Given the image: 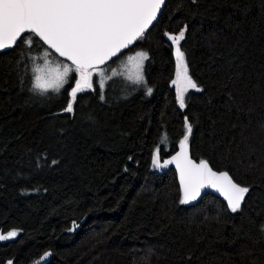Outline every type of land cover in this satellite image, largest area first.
Wrapping results in <instances>:
<instances>
[{
	"label": "trees",
	"instance_id": "16d2710c",
	"mask_svg": "<svg viewBox=\"0 0 264 264\" xmlns=\"http://www.w3.org/2000/svg\"><path fill=\"white\" fill-rule=\"evenodd\" d=\"M185 25L201 90L181 109L164 33ZM137 46L146 87L102 92L94 76L72 113L68 85L30 90L40 44L0 51V231L18 230L0 241V264L46 251L42 264H264V0H166L126 51ZM185 117L191 156L249 187L237 212L210 193L181 204L175 171L152 169L157 146L163 159L177 150Z\"/></svg>",
	"mask_w": 264,
	"mask_h": 264
},
{
	"label": "snow or ice",
	"instance_id": "6c2138e0",
	"mask_svg": "<svg viewBox=\"0 0 264 264\" xmlns=\"http://www.w3.org/2000/svg\"><path fill=\"white\" fill-rule=\"evenodd\" d=\"M164 3L165 0H0V50L12 49L20 41L29 50L34 42L41 47L46 46L39 57L43 63L35 64L32 68L30 90L41 94L60 93L68 85L70 99L63 111L72 113L78 94L93 89L94 76L100 77L99 88L104 89L110 77L105 75L103 66L145 36L157 20ZM186 30L185 25L178 33H164L174 48L175 78L171 84L175 86V99L181 109L186 107L185 98L190 89L201 90L189 75L185 52L181 49ZM51 54L64 58L65 62L53 64L49 60ZM148 58V53L142 50L127 56L124 67L128 73L127 79L132 84H144V62ZM70 74H74V83H70ZM112 74L116 76L119 73L113 70ZM151 92L152 88H147V93ZM100 98L104 99L103 94ZM183 128L180 150L161 162V146H157L152 153V166L163 168L175 164L182 193L181 204L196 200L202 189L211 188L224 197L232 212H237L249 187L234 182L227 171L213 170L204 159L198 163L194 161L189 154L192 124L187 117ZM76 227L78 225L74 223L70 230ZM17 235L16 229L6 234L0 231V241ZM49 255L50 252H44L40 260H45ZM7 264L14 262L9 260Z\"/></svg>",
	"mask_w": 264,
	"mask_h": 264
},
{
	"label": "rangeland",
	"instance_id": "374dc122",
	"mask_svg": "<svg viewBox=\"0 0 264 264\" xmlns=\"http://www.w3.org/2000/svg\"><path fill=\"white\" fill-rule=\"evenodd\" d=\"M27 46V45H26ZM32 49V47H31ZM30 49V50H31ZM34 49V48H33ZM30 50L28 49V46H27V52H30ZM45 50L44 47H39L37 50H35V52L33 53V57H37L38 59H35L33 60V67L35 64H42L43 63V60L42 59H39V57L42 56V53L43 51ZM146 51V49L144 47H140V46H137V47H134L126 52H124V54L118 56L117 58H115L114 60L110 61L109 63L105 64L103 66L104 68V71H105V75L110 77V79H108L105 83V87L104 89L102 90V92L105 91V88L107 86H116V84H118V86H120L122 89L125 88V87H132V88H144L146 87V82H144V84L142 85H134L132 84L128 79H127V71L124 67L125 63H126V58L128 55H132L134 54L136 51ZM49 60L52 61L53 64H56V63H61V62H64L63 60L59 59L56 55L54 54H51L49 56ZM145 63V62H144ZM113 70H116L117 73H119L118 75L116 76H113ZM144 72V70H143ZM71 76V74H70ZM100 77L97 75L96 76V82L98 84V81H99ZM144 81H145V76H144ZM99 85V84H98ZM264 228V227H263ZM264 232V230H263Z\"/></svg>",
	"mask_w": 264,
	"mask_h": 264
},
{
	"label": "water",
	"instance_id": "95a60500",
	"mask_svg": "<svg viewBox=\"0 0 264 264\" xmlns=\"http://www.w3.org/2000/svg\"><path fill=\"white\" fill-rule=\"evenodd\" d=\"M165 2H166V0H165ZM165 4V3H164ZM164 4L162 5V9H161V12H162V10H163V7H164ZM161 12L158 14V18H159V16H160V14H161ZM157 18V19H158ZM157 21V20H156ZM156 21H154V23L156 22ZM153 23V24H154ZM152 24V25H153ZM151 25V26H152ZM150 26V27H151ZM42 43V42H41ZM136 43V42H135ZM134 43V44H135ZM46 47V46H45ZM131 47V46H130ZM127 50V49H126ZM126 50H122V52L120 53V54H118L116 57H113L111 60H109L108 62H106V64L107 63H109L110 61H112V60H114L115 58H117L118 56H120L123 52H125ZM0 51H2V50H0ZM57 56V55H56ZM58 57V56H57ZM59 58V57H58ZM59 59H61V60H63L64 61V58H59ZM180 149H179V145H178V148H177V150L175 151V152H173L171 155H169L167 158H165V159H170L173 155H175V153L177 152V151H179ZM189 154H190V156H191V153H190V150H189ZM152 158V157H151ZM191 158L194 160V161H196L197 163L199 162V161H197V160H195L192 156H191ZM160 159H161V162H163V160H165V159H163L161 156H160ZM151 163V162H150ZM211 166V165H210ZM151 167H152V169L154 170V171H156V172H163V173H165V172H167L170 168H172L174 171H175V173H176V176H177V181H178V186H179V189H180V185H179V176H178V173H177V171H176V167H175V164H171V165H168L167 167H163V168H154L153 166H152V163H151ZM213 170H215V169H213ZM215 171H218V170H215ZM230 175V174H229ZM235 182V181H234ZM181 191V190H180ZM207 193H210V194H213V195H215V196H217V197H219L224 203H226L227 204V201L224 199V197L219 193V192H217L215 189H211V188H205V189H202L201 190V194H200V196L196 199V200H194V201H190L188 204H195L196 202H198L205 194H207ZM182 194V193H181ZM38 262V264H42V261L41 260H39V261H37Z\"/></svg>",
	"mask_w": 264,
	"mask_h": 264
}]
</instances>
